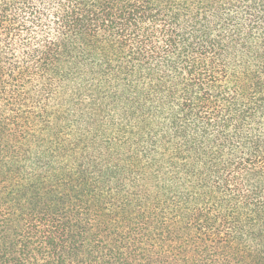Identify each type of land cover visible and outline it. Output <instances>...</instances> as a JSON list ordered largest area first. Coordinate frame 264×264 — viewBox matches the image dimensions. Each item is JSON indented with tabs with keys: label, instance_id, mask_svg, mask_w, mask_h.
<instances>
[{
	"label": "rangeland",
	"instance_id": "obj_1",
	"mask_svg": "<svg viewBox=\"0 0 264 264\" xmlns=\"http://www.w3.org/2000/svg\"><path fill=\"white\" fill-rule=\"evenodd\" d=\"M144 1L154 16L127 43L73 41L0 98V213L54 214L81 261L264 264V63L249 12L235 5L247 19L235 31V0Z\"/></svg>",
	"mask_w": 264,
	"mask_h": 264
},
{
	"label": "trees",
	"instance_id": "obj_2",
	"mask_svg": "<svg viewBox=\"0 0 264 264\" xmlns=\"http://www.w3.org/2000/svg\"><path fill=\"white\" fill-rule=\"evenodd\" d=\"M235 2L230 13L234 30L247 20L235 19L238 4L249 12L246 36L261 41L264 63V0ZM153 10L154 5L144 0H0V98L19 88L18 79L35 64L46 67L71 55L73 41L95 48L103 33L111 42L127 43L133 31L154 16ZM171 34L172 49L179 35ZM243 167L255 171L262 166L245 163ZM64 234L54 214L14 218L0 213V264H125L111 250L89 261L76 259V245L71 246Z\"/></svg>",
	"mask_w": 264,
	"mask_h": 264
}]
</instances>
